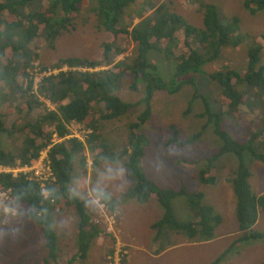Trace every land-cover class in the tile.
<instances>
[{
	"label": "trees",
	"instance_id": "obj_1",
	"mask_svg": "<svg viewBox=\"0 0 264 264\" xmlns=\"http://www.w3.org/2000/svg\"><path fill=\"white\" fill-rule=\"evenodd\" d=\"M93 1L0 0V167L15 164L17 160L28 163L32 158L38 157L40 150L44 148L42 145L45 141H50L53 130L56 129V133L64 137L68 133L67 125L74 120L92 129V133L85 139L87 147L77 140H71L67 145L55 146L50 151V165L56 176V183L48 187V198H44L36 182L28 181L24 175L14 178L10 174H0V182L6 188L12 189L17 202L27 207V215L43 226L47 250L43 264H52L59 259L58 237L49 223L51 220L53 222L55 207L64 199L68 204L76 205L79 217L76 254L67 264L87 262L96 241L106 235L105 230L92 222L93 218L84 202L76 196L70 198L68 189L75 176L77 162L82 174L88 175L85 156L87 149L91 153L93 169L98 168L101 163L118 164L124 161L134 178V185L129 192L130 199L141 204L151 199L159 202L163 215L153 225V229L157 231L156 240L160 239L165 226L169 228L166 242H171V231L185 234L193 242L215 239L217 230L223 223L222 216L212 207L200 203L197 209L193 206L194 217L189 223L179 221L170 206L171 200L177 194L161 190L145 176L140 163L146 141L140 138L134 144V138L139 135V127L150 117V103L155 92H179L183 76L195 70L200 71L206 63L216 62L228 43H232L229 47L237 48L248 40V70L244 74L229 70L211 75L223 88L224 98L228 99L223 100L222 108L217 113H206L209 121L219 123L230 105L235 111L242 108L248 113L257 114L255 104L258 102L255 99H259V95L264 97V34L256 38L244 35L238 18L227 19L212 8H208L206 12L205 25L202 28L186 23L177 13H169L165 3L156 6L150 2H142L132 13L130 8L138 0H95L97 4L92 11L96 13L99 27L111 36L102 47L103 60L99 62L68 57L58 60L52 66H42V70H59V73L44 78L35 89L31 73L39 57L37 48L41 45L54 47L55 41L66 31H74L70 26L80 15H88L90 9L85 8ZM244 1L245 8H251L253 12L264 10V0ZM82 10H85L83 14ZM133 19L138 22L132 21L126 26V21ZM120 37H124L125 43L134 45L133 56L116 62L126 52V48L121 45L122 41L117 40ZM200 49L203 51H199ZM189 51L190 54L184 56ZM175 61L177 66L168 86L160 67L169 69L166 63ZM65 67L68 68L67 71H63ZM128 75L132 77L130 91H140L143 94L142 100L139 99L137 103L126 102L118 95L123 83L121 80L125 81ZM241 87L255 89L259 95L254 99L250 92ZM43 98L55 105L57 111H49ZM141 103L146 104V108L138 116V122L131 123L134 134L132 138L130 136V150L110 152L112 146L98 134V123L128 116L139 106L142 107ZM43 108L44 116L30 121L31 113ZM12 109L16 110L19 121L13 124L12 131H8L5 118ZM23 120L27 121L24 126L21 125ZM257 127L264 132V114ZM259 131H252L251 139L241 143L232 138L223 127L219 128L218 135L225 144L222 153H234L241 164L232 177L240 235L232 249L212 264L225 262V257L232 252L238 254V247L244 241H264V233L254 230L259 214L264 213V194L253 191L250 184L252 173L243 165L246 151L253 153L255 160L264 163V154L250 149L252 143L263 139L257 133ZM19 132L23 133L20 141ZM173 139L177 141V137ZM206 179L208 178L202 177L205 183L208 182ZM183 196L193 199L204 197L202 193L187 192ZM103 199L107 211L114 213L116 204L112 197L106 194ZM192 202L195 203V200ZM110 255L114 258V249L110 251ZM120 264H129V261L124 256Z\"/></svg>",
	"mask_w": 264,
	"mask_h": 264
},
{
	"label": "rangeland",
	"instance_id": "obj_2",
	"mask_svg": "<svg viewBox=\"0 0 264 264\" xmlns=\"http://www.w3.org/2000/svg\"><path fill=\"white\" fill-rule=\"evenodd\" d=\"M150 2L156 6L166 4L169 13H177L190 25L202 28L205 25V14L208 8L221 13L227 19L238 18L239 27L244 35L253 38L264 34V10L253 12V9L245 8L244 0H138L130 11L134 13L139 4ZM97 2L86 6L90 9L88 15L81 14L70 29L60 36L54 47L41 45L36 52L39 55L36 64L39 65L33 75H39L42 66H52L58 60L68 57H79L91 61L103 60L102 47L111 39L110 33L99 27L95 9ZM195 4V5H193ZM199 5V7H198ZM204 6V7H203ZM211 6V7H207ZM89 16V17H88ZM88 18V19H86ZM137 19L127 20L126 26ZM122 41L126 52L116 59L125 60L133 55L134 45ZM196 43V42H195ZM228 43L221 57L214 63H206L200 71L190 72L180 80L182 87L176 94L168 90H158L151 100V114L148 121L140 126L139 135L135 143L141 138L145 142L144 156L141 159V168L147 178L153 181L158 188L165 191H173L177 195L171 200L170 206L174 216L179 221L189 223L194 217L193 206L197 209L199 204L212 207L223 218L222 225L218 228L215 239L206 242H193L184 236H176L170 232L172 243L178 248H186L181 256L178 252H171L162 257L160 249L167 244L168 227L161 231L160 239L152 230V225L163 215V209L155 199L141 204L126 196L134 185V178L130 170L124 167V161L118 164L101 163L98 168L90 172L92 160L88 156L87 178L78 176L73 178L68 189L79 199L85 202L88 212L106 235L101 236L92 247L87 262L84 264H117L116 256L110 255L111 250L118 254V260L126 257L129 264H212L219 257L225 255L238 241L240 229L236 219V199L232 186V177L240 168V160L234 153H222L225 144L219 137V128L223 127L232 138L244 143L251 139L252 131H259L257 124L264 114V97L255 89H245L251 93L257 104V114H251L238 108V111L230 109L223 115L219 123L210 122L207 112L217 113L222 108L224 98L223 88L214 81L212 74L220 71L233 70L244 74L248 70L250 43L248 40L237 48L229 47ZM176 51V49L174 50ZM200 51H203L200 49ZM190 51L185 54L187 56ZM264 61V57L262 59ZM169 67H160L164 81L170 84L171 76L177 66V62L166 63ZM63 70H68L65 67ZM47 72H59L48 70ZM132 77L121 80L122 87L118 95L126 102H136L143 94L138 91L131 92L129 84ZM47 105L51 104L43 98ZM143 102V101H141ZM46 105V106H47ZM45 106V108H46ZM128 116L120 119L98 123V134L101 135L110 146L112 153L126 152L131 144V123L138 122L146 104L141 103ZM8 107V106H7ZM9 108V107H8ZM45 108L34 110L30 121L37 120L45 114ZM49 108L52 106L49 105ZM19 121L15 109L5 118L8 131ZM27 121L23 120L24 126ZM84 124L81 130H84ZM177 132V134L175 133ZM260 138L264 139V132L259 131ZM19 141L23 133H18ZM177 137L175 142L173 138ZM263 139H258L251 144V150L264 154ZM55 141L52 132L48 145ZM9 143V142H8ZM129 150V149H128ZM243 165L250 170L252 176L250 184L257 194H264V163L255 160L254 154L244 152ZM216 156L217 159H213ZM89 177V180L87 181ZM206 177L208 182L203 180ZM202 193L203 199L183 196V193ZM112 197L117 204L116 211L110 213L99 200L103 195ZM127 201L124 202V199ZM195 200V203L192 202ZM124 204L120 205L119 203ZM58 208V207H57ZM42 218V217H41ZM77 215L75 205L68 208L55 218L56 232L58 234L59 259L52 264H67L76 254ZM52 228V220L49 223ZM43 229V226H40ZM259 233H264V213L259 214L256 226ZM112 235V237H110ZM113 239H115L113 241ZM197 243L195 245H190ZM174 246V245H173ZM239 253L232 252L227 255L221 264H264V241L247 240L238 247ZM167 253V252H166ZM165 253V254H166ZM47 257L45 238L41 234L39 226L24 217L15 219L6 227H0V264H43ZM81 264V262H77Z\"/></svg>",
	"mask_w": 264,
	"mask_h": 264
},
{
	"label": "clouds",
	"instance_id": "obj_3",
	"mask_svg": "<svg viewBox=\"0 0 264 264\" xmlns=\"http://www.w3.org/2000/svg\"><path fill=\"white\" fill-rule=\"evenodd\" d=\"M37 67H39V65L35 63V69ZM35 69H33L31 73L35 89L38 88V86L40 85V83L44 78H47L51 75H57L59 73L56 72L44 76H39L40 75L39 74L34 76L33 72L35 71ZM41 71L47 72L45 70H42V68ZM63 71H67V70H63ZM49 105L52 106V108H49ZM49 105H47L49 111H57V107L55 105L52 104ZM83 125L84 124L79 123L76 120L72 121L67 125L68 133L64 137H60L56 133V129H54L53 135L55 141H53L48 145H42L44 148L40 150L38 157L32 158L28 163H23L21 160H17L15 164L8 165L6 167H0V174L1 173L10 174L14 178H18L20 175H24L28 181L36 182L39 188L41 189L44 198H48L50 195V191L48 187L53 186L56 183V176L52 171L50 165V157H49L50 151L55 147L58 138H65V139L78 138L81 140L87 139L88 135L92 133V129L84 126L85 129L81 130ZM128 149L130 150V147H128ZM0 190L2 192H6L9 195V200H7L5 204L0 203V219H3L8 215L16 213V210L13 207L15 196L13 195L12 189L6 188L1 182H0ZM52 203H54V201ZM17 204L19 206L26 207L22 203L17 202Z\"/></svg>",
	"mask_w": 264,
	"mask_h": 264
},
{
	"label": "crops",
	"instance_id": "obj_4",
	"mask_svg": "<svg viewBox=\"0 0 264 264\" xmlns=\"http://www.w3.org/2000/svg\"><path fill=\"white\" fill-rule=\"evenodd\" d=\"M71 140H77V141L83 143L85 147H87V145H86V140H81V139H78V138H73V139L58 138V141H57V143L55 144V146H59V145H61V144H63V145H67V144L69 143V141H71ZM85 156H86V159L88 158V156H90V158H91V160H92L91 153L89 152L88 149L85 151ZM87 163H88V159H87ZM124 167L126 168L125 163H124ZM92 170H93V160H92V165H91V168H90V172H91ZM87 171H88V167H87ZM79 172L81 173V174H80L81 177L87 178L88 175L85 176L84 174H82V171L80 170L79 163L77 162V164H76V172H75L76 177L78 176V173H79ZM88 174H89V171H88ZM88 180H89V177H88L87 181H88ZM72 181H73V180H72ZM132 187H133V186H132ZM132 187H131V188H132ZM131 188H130V190H131ZM130 190L128 191V193L126 194V196L129 195ZM69 192H70V198H73L74 196H76V197L79 199V197H78L77 195L72 194V191H69ZM103 197H104V195L102 196V198L99 199L102 203H104V201H103V200H104ZM79 200H80V201H83V200H81V199H79ZM113 200H114V199H113ZM126 201H127V198L124 199V202H126ZM83 202H84V201H83ZM84 204H85V202H84ZM115 204H116V203H115ZM119 204L122 205V204H124V203H123V202H120ZM73 205H75V204H73V203L68 204L67 201L64 199V200H62V202H61L59 205H57V206L55 207V209H54V213H53V215H52V216H53L52 228H53V230H54L55 232H56V226H55V218H56V216H58V215L61 214L62 212L67 211L68 208H70V207L73 206ZM103 205H104V204H103ZM85 206H86V205H85ZM13 207H14V209L16 210V213L11 214V215H8V216H6V217L3 218V219H0V227H6L9 223H14L15 219H17V218H21V217H24V218L29 219V220H31L32 222H34L35 225L37 224V225L39 226L40 230H41V234L44 235V230L40 227L41 225H40L39 223H37V222L35 221L34 218H32V217H30V216L27 215V209H26V207L19 206V205L17 204V202H16V199H15V201H14V205H13ZM57 207H58V208H57ZM104 207H106V205H104ZM86 208H87V206H86ZM116 208H117V204H116ZM75 209H76V215H77V218L79 219L76 205H75ZM87 210H88V208H87ZM106 210H107V209H106ZM160 219H161V218H160ZM160 219H158V220H160ZM155 223H156V222H155ZM155 223H154V224H155ZM154 224H153V225H154ZM153 225H152V230L155 231V230L153 229ZM174 233H175V235L178 236V237H180V236H184V237H186L185 234L178 233V232H174ZM56 234H57V232H56ZM57 237H58V234H57ZM210 242H211V241H210ZM206 243H208V242H206ZM175 244H176V243H171L170 241H167V244H166L165 246H163V247L160 249V251L163 252V253H162V257H164L165 255H167L168 253H171V252H178V256H181L182 251H185L186 248H178V247H180V246H176ZM195 244H197V243H192V244H190V245L192 246V245H195ZM173 245H174V246H173ZM45 249H46V247H45ZM166 252H167V253H166ZM165 253H166V254H165Z\"/></svg>",
	"mask_w": 264,
	"mask_h": 264
},
{
	"label": "built area",
	"instance_id": "obj_5",
	"mask_svg": "<svg viewBox=\"0 0 264 264\" xmlns=\"http://www.w3.org/2000/svg\"><path fill=\"white\" fill-rule=\"evenodd\" d=\"M52 73H55V72H43L39 76L50 75ZM7 200H9V195L6 192H2L0 190V203L5 204ZM115 256H116V263L118 264L119 263L118 254L115 253L114 258Z\"/></svg>",
	"mask_w": 264,
	"mask_h": 264
}]
</instances>
